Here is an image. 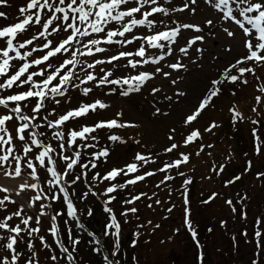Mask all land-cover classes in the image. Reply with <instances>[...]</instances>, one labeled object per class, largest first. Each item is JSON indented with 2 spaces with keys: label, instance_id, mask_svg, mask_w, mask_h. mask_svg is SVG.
Returning <instances> with one entry per match:
<instances>
[{
  "label": "snow or ice",
  "instance_id": "1",
  "mask_svg": "<svg viewBox=\"0 0 264 264\" xmlns=\"http://www.w3.org/2000/svg\"><path fill=\"white\" fill-rule=\"evenodd\" d=\"M0 6H9V0H0ZM19 13L17 22L0 26V40L3 41L0 44V92L5 93L0 95V172L5 176L21 177L26 169L27 175L37 182L25 180L19 185V191L15 195L22 197L21 199H13L9 195L0 196V264H42V252L43 264H63L65 261L67 264H82L77 257L80 240L73 236L71 228L68 229L67 242L61 239L55 222L62 213L55 212L52 202L62 199L66 204L67 216L77 220V208L70 199L69 187L73 188V194L81 200L89 194L96 195L91 188L80 195L75 192L74 186L82 182L89 168H97L94 161L109 155L108 149L103 148L92 152L94 161L83 163L84 149L95 147L88 141L97 140L96 135L89 134L134 125L121 123L115 118L99 119L90 125L79 123V118H87L99 109L109 108L101 99H94L92 102L81 99L76 106L67 107L62 112L58 109L74 99L73 90L84 98L91 95L94 88L90 84L97 88L103 85H126V90L119 93L125 97L130 93L140 92L157 75L170 81L173 86H179L183 81L181 71L186 72L193 64L203 67L201 57L218 59L211 56L210 41L219 38V22L227 20L228 26L223 27L224 35L231 44L237 39L231 26H237L246 54L226 65L223 72L217 74L219 78L210 80V86L198 100V106L185 118V123L190 124L223 92L225 84L248 83L242 78L245 73L254 74L255 69L244 67V64L252 61L264 64V0H179L178 3L177 0H27L26 6L19 7ZM185 13L192 19H180V14ZM0 18L7 20L6 12L0 11ZM34 27L37 31L20 41L19 37ZM39 41L44 42L35 43L34 46V42ZM126 45L135 48V51L129 50ZM232 50L229 46L226 51L230 54ZM34 53H37L35 57ZM64 53H67V58ZM144 65L150 67L138 70ZM89 69H99V72L94 74ZM133 70H137L135 74H131ZM125 72L129 74L125 75ZM233 72H238L239 75ZM110 91L114 92L116 89ZM151 91L159 94L162 89L152 86ZM260 91L264 92V88ZM175 95L184 97L186 94L178 91ZM164 99L169 101V105L173 103L171 96L165 95ZM256 100L258 104L261 103V97H256ZM155 111L157 114H165L160 107ZM230 111L233 112L234 122L242 118L234 109ZM253 111L256 112L257 109L254 107ZM116 115L120 117L122 112H117ZM69 122H77L78 130L70 129ZM252 123L258 125L259 121L253 120ZM215 126L213 123L205 131H211ZM199 137V131L193 130L186 137L185 144ZM253 137L256 155H260L264 151V141H260L256 128H253ZM108 139L121 141V137L113 134ZM80 141L84 143L81 144ZM177 147V144H172L165 152L170 153ZM33 160L38 164H34ZM189 160V155L181 153L179 159L165 163L158 171L179 168ZM150 163H154L150 155L137 153L135 162L126 164L124 168H113L103 177L97 173L92 179L100 177L104 181H113L120 175L127 177L135 174L142 165ZM246 163L244 171L248 172L253 167V161L248 160ZM5 165L12 168L11 173L5 169ZM217 167V175L226 171L225 164ZM75 169L81 171L76 174ZM38 172L42 175H38ZM49 175L51 179L48 178ZM154 175L156 172L145 171L143 174L133 175L124 183H112L105 189L108 199L104 202L103 210L109 214L110 222L104 226L103 236L115 239L102 241L94 238L89 241L91 250L102 256L104 264H122V224L112 207L108 206L117 199L112 194ZM178 175L183 177L185 174L179 172ZM256 175L258 179L264 180V172H257ZM241 178V175L233 176L224 182L225 187L234 185ZM172 179V176L165 175L160 184ZM61 181L68 187L59 186ZM191 183V179L186 178L181 185L183 224L198 250V264H204L205 246L200 243L198 231L191 220V200L187 187ZM42 184L48 187L42 188ZM53 185L59 187L53 188ZM28 189L35 191L29 193ZM12 191L13 189L0 187V193ZM56 191L63 193V197H58ZM142 196L152 199L156 193L148 197L147 193L142 192L124 200L123 204L132 205L140 201ZM218 196L219 193L213 192L201 203L207 205ZM247 199L245 195L238 197L237 201L226 199L224 202L234 214L240 211L242 219L246 220L247 211L238 210L236 203H243ZM45 200L49 203L46 204ZM161 203L159 199L155 200L156 205ZM147 206L153 207L152 204ZM176 207V204H172L167 212L172 213ZM138 212L136 207H125L120 215L128 217L131 214L138 219ZM88 215H93L91 209H88ZM46 219L51 221L48 231L53 237L52 243L48 242L45 235H41ZM124 223L129 221L125 219ZM147 223L152 225L151 220ZM261 225H264V217L257 216L254 230L256 258L251 264H259L260 254L264 252V232L260 230ZM78 226L83 228L82 224ZM221 226L225 227L226 222L221 221ZM154 227L159 228L160 225L156 224ZM111 229L114 231H110ZM175 231L178 232L179 229ZM212 231V228L208 229V232ZM241 234L248 236L247 230ZM88 235L94 236L93 233ZM133 235L139 237L140 234L137 232ZM232 240L233 247H237L236 237L233 236ZM106 243L111 251L106 249ZM137 243L138 240L133 238L130 247L135 248ZM132 260L134 264H138L135 255Z\"/></svg>",
  "mask_w": 264,
  "mask_h": 264
},
{
  "label": "rangeland",
  "instance_id": "2",
  "mask_svg": "<svg viewBox=\"0 0 264 264\" xmlns=\"http://www.w3.org/2000/svg\"><path fill=\"white\" fill-rule=\"evenodd\" d=\"M178 2L179 0H177V3ZM26 4L27 0H9V6H0V11L6 12L8 17L7 20L0 18V26L17 22V19L20 18L19 7L26 6ZM199 18L200 17H198V19ZM180 19L189 21L192 19V17L185 13L180 14ZM225 26H228V21H220L218 25L220 30L219 38L210 41L211 47L209 51L211 56L217 57L218 59L214 60L210 57H201V59H203V67L201 68L200 65L193 64L190 65L186 72L181 71L180 75L183 77V81L179 86H173L170 81L166 80L162 76L157 75L156 78L149 81L140 92L130 93L125 97L119 93L122 90H126V85H103L97 88L90 84L89 86L94 88V91L91 95L84 98L79 93L75 92V90H73L74 99L70 102V104H65L62 108L58 109V111L62 112L67 107L76 106L77 102L81 99H83L85 102H92L94 99H101L103 102L109 105V108L99 109L96 113L89 114L87 118H79V123H92L93 121L99 119L115 118L121 123L128 122L129 124L134 125L117 129L98 130L96 133L89 134V136L96 135L97 140L88 141V143L94 144L95 147L84 149L83 163L88 160L94 161L92 152H98L103 148L108 149L109 155L107 157H101L98 161H94L98 165L97 168H89L87 175L82 178V182H78L74 188L75 192L79 193L80 195H83V193L88 191L89 188H91L92 192H94V190L101 191L99 194H89L83 201L79 199L77 195L73 194V188L69 187L72 198L79 203L77 205L78 209L83 208L82 217H88L89 221L92 222V225L97 230H100L101 228L99 226L100 223L103 224V222H108L106 218L108 213H105L101 207L98 208L97 206H94V208L91 209L93 211V215L85 216L84 203L91 202L95 205L96 201H98L96 197L101 195V193H103L105 199H108V194H105V189L109 186V184L124 183L125 179H128L133 174H129L127 177L120 175L113 181H107L103 188L100 187V177H103L105 173L113 168H124L126 164L135 162L134 155L136 152L146 156L150 155L154 161V163L142 165L140 167L144 170H155L156 175L153 177V179L149 180V178H146V182H137L134 185L127 186L125 189H118L116 193L112 194L117 196V199L111 204L113 207L112 209L117 211V218L119 222L126 225L133 232V234L137 232L140 234L139 237H134L133 235V237L139 242L138 247L135 248V256L138 258V264H165L170 261L177 262L182 258V255H180L178 252L182 251V247L179 246L181 241L177 243L175 241H178L182 236L190 234L183 224V218L181 215V212L183 213V202L180 195L182 191L181 185L183 184L184 177L187 175L183 177L179 176L177 172L181 170V167L174 168L170 172L173 174V179L169 181L171 184L168 188H166L164 183L160 184V180L162 179L164 172H159L158 169L161 168L162 163H171L172 159H178L180 158V154L184 153L189 155V162H195V166L198 164H203L205 161L206 166H213V169H216L220 162H225L227 155H230L227 154L222 156L223 154L227 153V150L237 149V158L242 165L243 158L251 159L253 158V155H255V161L253 162L259 164V169L264 167V151H262L260 155H256L251 144V139L253 142L255 141L253 134H250V132L248 133L249 128H256L257 136L260 138V141H264V93H261L262 91L260 92L257 90L261 89L260 87L262 85L264 87V64L258 65L255 61L244 64V67H252L255 69L254 74L245 73L244 78H242L248 81L247 86H245V84L242 82L237 83L236 85L225 84L223 92L213 99L211 105L207 107V109L204 110L197 119L192 121L190 124L185 123L186 114H191L192 111L195 110V107L198 106V100L203 97L207 88L210 86V80L212 78H219L217 74L223 72V69L226 65H228L230 62H234L235 59L246 54V50L242 47L240 41L241 33L239 28L234 24L231 26V30H234L237 34V39L230 44L229 38H227L223 33V27ZM117 27H119V25H117ZM36 31L37 29L34 27L29 32L24 33L19 37L20 41L30 37ZM43 42L44 41L34 42V46L35 43ZM0 44H3L2 40H0ZM229 46H231L233 49L230 54L226 51ZM125 47L129 48V50L135 51V48L131 46L126 45ZM177 54L179 55V53ZM36 55L37 53H34V57ZM63 55L67 58V53H64ZM205 56L207 57V52L205 53ZM81 59L83 58L81 57ZM149 67L150 66L148 65H144L138 70H145ZM89 71H93L94 74H98L99 69H89ZM136 71L137 70H133L131 74H135ZM128 74V72H125V75ZM233 74L239 75L238 72H233ZM259 82L262 83V85ZM258 83L260 84V87ZM152 86L160 88L162 91L159 94H154L151 91ZM113 88H115L116 91H110V89ZM178 91H183L186 95L184 97L175 95V93ZM4 94L5 93L0 92V95ZM165 95L171 96L173 98V103L171 105H169V101L164 99ZM258 96L261 97V103L259 104L256 100V97ZM228 105L231 107L233 106V109L236 112H239L242 118H238L234 122L233 114L227 110ZM157 107H160L162 113L165 114H157L155 111ZM254 107L257 109L256 112L253 111ZM0 111H2V109H0ZM49 111H51L50 108ZM117 112H122V116L117 117ZM25 114H27V110ZM47 114L48 113H45V115ZM253 120H258L259 125L253 124ZM213 123L216 126L212 128L211 131H205V129H208ZM193 126H197L199 128L198 130L200 137L195 139L197 141H195L192 146H187L184 144L185 135ZM68 127L72 130H78L77 122H69ZM51 131L52 130H49V132ZM116 133L119 137H121V141L114 142L108 139L110 134L115 135ZM45 142H51L53 144L56 143L55 141ZM61 143H63V141H61ZM80 143L83 144L84 142L80 141ZM212 143L216 144L214 149L210 148L209 150L212 156L207 158L205 154L201 155V151L198 149V147L202 144L209 146V144ZM243 143H245L247 147L240 148ZM172 144H177L178 147L170 153L165 152V149L170 147ZM236 145H238V147L235 148ZM197 152L200 154L197 155ZM221 152L222 155H220ZM19 154L23 155V153ZM197 156H200L198 161L196 159ZM33 163L38 164V162L35 160H33ZM5 169L10 173L12 172V168L8 167V165H5ZM80 171V169H75L76 174H78ZM97 173H100V177H98L96 180H93L92 177ZM188 173H191V171ZM38 175H42V173L38 172ZM193 177L194 176L192 175L187 178H190L192 181ZM25 180L32 183L37 182L35 179L27 175L26 169L21 177H15L14 175L5 176L2 172H0V187L13 189L12 192L0 193V196L9 195L13 199H21L22 197H17L15 193L19 191V185ZM213 182L214 180L210 178L206 179V181H202L201 179L197 180L196 182L192 181L193 187L199 192H204L205 189L208 190V188L212 186ZM104 183L105 181H102L101 184ZM158 184H160V187H157ZM41 187L47 188L48 186L46 184H42ZM53 188L55 187L53 186ZM169 189H171V195H169ZM27 191L29 193H33L35 190L28 189ZM142 192L147 193L148 197H152L153 193H156V196L152 199L142 196L140 201L134 202L132 205L123 204L124 200L131 199L133 195H139ZM56 195L61 197V193L59 191H56ZM156 199H159L162 203L160 205H156ZM44 202L46 204L49 203L47 200ZM52 204L54 209L58 208L55 210V212L62 213L61 216L57 217V227L59 228L61 226H67L71 228L72 234L73 230L79 232V230H77L76 226L74 225L75 220L65 215L63 210L65 209L66 204L63 202V200L59 199L55 202H52ZM148 204H152L153 207L149 208L147 206ZM172 204H176L177 207L172 213H168L167 208L171 207ZM125 207L138 208L139 218L137 219L136 216L131 214H129L128 217H122L120 214L124 211ZM55 212L52 214L54 215ZM191 212L197 223L206 224L208 229H213L211 232L213 235H219L224 231L220 224L221 221H225L226 223L227 221L222 216L223 212L220 205L216 202H210L207 205H201L196 201L191 206ZM29 214H31V211ZM125 219H127L129 223L125 224ZM144 219L145 222L143 221ZM149 220L152 221V225H148L147 222ZM65 221L68 223L65 224ZM47 224L48 220L46 219L43 225L44 231L41 232V235H45L48 242L52 243L53 239L47 229ZM156 224H159L160 227L155 228L154 226ZM138 225H143V227H138ZM176 229H179V231H175ZM110 231H114V229H111ZM65 232L68 235V229ZM79 233L84 235L83 232ZM100 234L101 232L99 231L96 235V238H100ZM73 236L75 237L74 234ZM110 239L115 238L112 237ZM82 240L84 243L89 244V241H87L85 238ZM57 251L59 250L57 249ZM88 255H91V253L89 252ZM98 256L99 262L101 261V263L104 264L102 256ZM214 257L216 258L215 255ZM41 260L43 264V252L41 253ZM79 260L84 262L88 259L80 257ZM63 264H67V262L65 261ZM191 264H195L193 250L191 253ZM208 264L214 263L209 261ZM241 264H251V262L245 261L241 262ZM259 264H264V252H261L260 254Z\"/></svg>",
  "mask_w": 264,
  "mask_h": 264
},
{
  "label": "trees",
  "instance_id": "3",
  "mask_svg": "<svg viewBox=\"0 0 264 264\" xmlns=\"http://www.w3.org/2000/svg\"><path fill=\"white\" fill-rule=\"evenodd\" d=\"M251 144L253 148L255 149V142L251 139ZM205 146V149L201 151V155H204L209 158L212 156L211 152H209L210 148L214 149L216 144H209ZM243 145V146H242ZM240 148L247 147L245 143H243ZM238 147V145L235 146V148ZM264 147V145L262 146ZM253 151L255 152V150ZM237 149H231L227 150V153L222 155V152L220 155L225 156L227 154V157L225 158V162H220V164L226 165V171H224L222 174L217 175L218 167L216 169H213L212 167L206 166V162L204 161L203 164H198L195 166V162L191 161L189 163H184L181 166V170L179 172H183L186 177L194 176L192 181L196 182L197 180L201 179L202 181H206V179L210 178L213 179L214 182L211 187L208 188V190L205 189L204 192H199L193 187V183L188 186V190H190L189 195L191 198V206L194 202H198L201 205H204L201 203L203 200H207L209 195L213 192L219 193V196L215 199L214 202L220 205L223 217L227 221L226 226L222 227L224 231L219 235H213L212 233L208 232V226L206 224H199L195 221L193 216L191 215V220L193 222V225L196 227L198 231V239L202 245H204V254H205V260L204 264H208L209 261L214 264H241V262H251L254 258V253L256 252L255 243L256 240L254 238V230H255V219L257 216L264 217V180L258 179L256 173L257 172H264V167L262 169H259V164H256L253 162V167L248 171L245 172L244 169L247 167V161H255V155H253V158H243V165L237 158ZM247 153V151H246ZM256 153V152H255ZM197 161L200 159V156L196 157ZM219 164V165H220ZM191 171V173H188ZM177 172V174L179 173ZM170 170H166L163 173V176L169 175ZM184 175V176H185ZM235 175H241V180L234 185H230L228 187H225V181L232 178ZM104 176V175H103ZM102 181L100 180V187H104L107 183L105 181L104 184H101ZM164 184L166 188L169 187L171 184L169 181H164ZM95 193L101 192L94 190ZM247 196L248 199L244 201L243 203H236V207L238 210H244L247 211V219H242L240 211H237V213H233L231 211V208L224 202L226 199H232L233 201H237L238 197L240 196ZM98 201H96L95 205L94 203L87 202L84 212L85 216L88 215V209H93L94 206H97L98 208L100 205L104 206V202L107 200L104 198L103 193L101 195H98L96 197ZM183 202V200H182ZM211 205V204H210ZM109 207H112V204L110 203L108 205ZM113 208V207H112ZM225 211V212H224ZM117 215V211L114 209L113 211ZM182 218L184 219L183 213L181 212ZM82 222L93 232L97 233V229L92 225V222L89 221L88 217H81ZM145 222V219L143 220ZM104 224V222H103ZM102 223L99 224L101 227L103 234L104 225ZM221 225V224H220ZM49 229V225L47 226ZM62 227V226H61ZM66 227L61 228V239L67 242V234H66ZM247 230L248 236L245 237L241 233ZM260 230L264 232V225L260 226ZM73 234L76 238H79L80 244L78 245V253L77 257L78 259L80 257L86 258L88 260L82 262V264H102L101 261L99 262L98 254L94 253L91 250V245L88 243L83 242V238H85L87 241L93 240L90 236H84L81 235L78 232L73 231ZM235 236L238 241V246L233 247V240L232 237ZM133 232L124 224H122V264H134L132 260V256L135 255V248L130 247L131 240L133 239ZM110 238L104 237V241L109 240ZM248 241L247 243L245 241ZM179 246L182 247V251H178L180 255H182V258L178 260L177 262H167L165 264H191V253L192 250L194 251V261L195 264H198L197 262V255L198 250L196 248V245L191 237V235H185L180 237L178 241H175L176 243L179 242ZM106 249L108 251H111V248L106 243L105 245ZM91 253V255H88V253ZM58 253V251H57ZM138 255V254H137ZM216 256V258L214 257ZM97 256V257H96ZM222 261V262H221Z\"/></svg>",
  "mask_w": 264,
  "mask_h": 264
}]
</instances>
